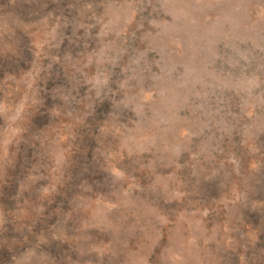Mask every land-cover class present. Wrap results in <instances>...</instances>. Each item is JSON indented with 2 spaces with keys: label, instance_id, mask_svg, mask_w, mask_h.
Returning a JSON list of instances; mask_svg holds the SVG:
<instances>
[{
  "label": "rangeland",
  "instance_id": "374dc122",
  "mask_svg": "<svg viewBox=\"0 0 264 264\" xmlns=\"http://www.w3.org/2000/svg\"><path fill=\"white\" fill-rule=\"evenodd\" d=\"M0 264H264V0H0Z\"/></svg>",
  "mask_w": 264,
  "mask_h": 264
}]
</instances>
